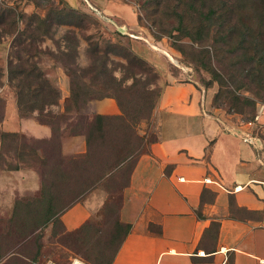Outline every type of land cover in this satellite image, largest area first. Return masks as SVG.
Masks as SVG:
<instances>
[{
  "label": "rangeland",
  "instance_id": "1",
  "mask_svg": "<svg viewBox=\"0 0 264 264\" xmlns=\"http://www.w3.org/2000/svg\"><path fill=\"white\" fill-rule=\"evenodd\" d=\"M53 1L59 8L66 4L84 14L76 18L73 24L63 21L60 24L53 23L50 25L51 36L44 35L37 41V45L43 51L40 58L35 59L37 66L41 69L43 77L57 87L60 93L57 104L47 107L42 112L45 122L37 119L36 112L28 117L19 115L16 102V80L10 79L8 73L9 60L15 61L11 52L15 36L14 34L4 36L0 42V68L2 71L0 78V132L15 134V136L4 139L2 148L0 146V264H71L74 259H78L84 264H95L94 256L102 248V244L110 238L122 235V230H117L114 224L116 220H120L122 184L128 178L131 165L138 152L147 151L151 144L150 140L160 138L159 123L162 113H155L157 106L155 99H157L156 92L161 90L164 83L175 78L195 82L205 91V94L211 96V107L215 109L218 117L232 119L237 123H245V119L257 111L258 105L264 103V85L258 87L250 83L242 89L235 90V84L230 81L229 73H227V67L233 69L229 65L234 62L235 73L239 72L241 67L250 68L252 65L239 61L241 59L239 53L246 52L254 56L255 50L247 51L245 47L239 49L238 35L233 36L228 42L217 43L216 51L209 45L213 37L218 35L216 31L221 27L222 29L233 26L243 27L240 22L237 23L235 20L236 13L241 14L242 22L250 27V31H257L258 25L253 16L255 10L249 8L248 0L244 1L239 12L232 14L230 25L222 24V26L219 23L220 20L211 25L213 27H211L210 37L201 44L193 43L187 37L181 39L176 37L178 35L174 27L177 23L173 18L165 17L164 4L155 6L153 3L147 4V0H109L111 2L109 10L105 11L97 3V0H77L76 3H69L67 0ZM220 2L224 3L225 8L227 6L238 8L241 1L205 0L208 6ZM0 5L11 6L28 16L33 13L44 16L48 9L35 6L31 0H0ZM50 14L54 16V13ZM80 20L81 22L76 24ZM24 25L25 23H21L19 28L26 27ZM167 30L172 32L171 34H174L175 37L168 36L164 32ZM261 31L264 42V26ZM65 35L72 36L73 40L77 41L75 63L78 67L86 70L83 82L92 89H95L96 86L91 84V78L98 80L99 78L92 72L89 73V67L96 62L91 47L95 46L99 49V52L98 50L96 52L98 55L103 54L111 47L118 50L114 53H107V67L118 79L126 76L128 72L127 61L123 57L127 50L144 58L133 49L135 44L161 53L163 58L168 60L171 73L169 77H161L162 72L150 61L148 62L154 66L156 75L150 77L151 72L137 74V77L141 78L143 82H147L150 78L147 86L153 93L151 92L147 98L148 104L150 105V102L153 101L154 105L152 109L147 106L150 110L149 116L134 125L132 127L134 131L119 129L120 121L109 119L105 121L104 131L94 132L91 147L89 144L87 145L86 137L89 135V125L93 116L97 114L91 113L89 102L105 97L89 99L77 109L69 99L70 78L67 74V59L57 58L60 56L61 49L69 50V42L64 39ZM233 46L236 47V50L229 52L230 47ZM179 47L181 51L178 49ZM202 48L209 50L212 66L224 75L228 84L215 102L213 99L218 91V83L212 80L210 72L205 70L199 60L193 56L196 50ZM144 59L146 60V58ZM220 62L222 65L219 64ZM99 65H96V68ZM130 82L131 79H126L123 84L126 85ZM230 91L237 95L238 99L230 95ZM243 97H249L256 102L254 109L251 105H247ZM137 99L133 93L125 99L128 105V113L126 111L125 114L126 121L132 114V110L134 111L136 108ZM117 114H120V110ZM39 125L45 126L48 133H39L34 129ZM258 132L264 137V127H260ZM102 135L105 138H102ZM106 138L111 140V147L103 143ZM18 153L22 154V158L16 156ZM113 156L118 159L128 157V160L124 166L117 168L113 175L106 173L97 182L89 185V181L105 166L104 162L112 161ZM15 164L19 168L8 169V166ZM44 185L49 186L47 193L51 197H55L54 202L57 208L62 207L61 211L57 213L60 221L61 214L71 205L80 203L84 206L87 210V217L81 224L86 221L96 223L92 229H89L87 237L82 234L83 232L74 233L81 224L76 228L67 229L62 221L59 225L53 221V218L29 234H23L28 228L20 227V222L24 220H19L17 216H14L15 204L17 201L21 202L22 207L27 203L34 204V201L40 198ZM93 198L97 203H94ZM20 213L22 212L20 211ZM32 217L31 215L28 218L29 221L32 220ZM85 256L87 257L85 258Z\"/></svg>",
  "mask_w": 264,
  "mask_h": 264
},
{
  "label": "crops",
  "instance_id": "2",
  "mask_svg": "<svg viewBox=\"0 0 264 264\" xmlns=\"http://www.w3.org/2000/svg\"><path fill=\"white\" fill-rule=\"evenodd\" d=\"M97 1L109 10V0ZM135 46L170 76L161 53ZM89 107L119 113L109 97ZM155 113H162L160 138L138 157L123 189L119 217L130 230L111 264H264V110L249 126L220 118L201 87L175 78L162 85ZM86 217L80 203L60 216L67 229Z\"/></svg>",
  "mask_w": 264,
  "mask_h": 264
},
{
  "label": "trees",
  "instance_id": "3",
  "mask_svg": "<svg viewBox=\"0 0 264 264\" xmlns=\"http://www.w3.org/2000/svg\"><path fill=\"white\" fill-rule=\"evenodd\" d=\"M34 5L37 7H47V14L44 16H39L36 14H31L30 16L26 15L22 11H17L11 6L3 7L0 5V42L7 35L15 36L14 42L12 43L11 52L15 57V61L9 60L8 73L10 74V79H15V88H16V102L18 107V112L21 117H28L33 112L38 114L37 119L45 122L43 120L42 112L49 106L55 105L58 102L59 98V89L53 86L45 77L41 69L37 66V61L39 59L42 50L37 41L41 39L44 35L51 36V26L53 23H62L68 22L73 24L76 18L80 17L84 13L80 10L70 7L69 5H63L60 8L56 6L53 0H31ZM147 0V4L153 3V5H163L165 7L164 15L166 18H173L177 25L174 27V30L177 31L176 37L181 39L183 37L189 38L193 43L201 44L206 39L210 37L211 25L217 23V20H220L219 23L226 26L230 25L232 22V14L239 12L242 9V5L245 0L241 1L238 5V8L224 7V3L220 2L216 5H206L205 0ZM249 8L255 10L253 16L257 23V31L252 32L249 30L250 27L245 25L242 22V16L240 13H236V21L240 22L243 27H227L222 29V27L217 30V36L213 37L210 46L213 47V50L216 51L218 47L217 43L228 42L232 39L233 36L238 35L239 38L237 45L240 48H246L247 51L250 49L255 50V55L247 54L246 52L239 53L241 56L240 62L247 63V65H252L250 68L241 67L239 72L234 71L235 62L229 65L232 68L227 67V73H229V78L232 83L235 84V90L242 89L247 86V84L252 83L253 86L262 87L264 85V42L262 35V29L264 26V0H248ZM206 10H204V9ZM49 13V14H48ZM54 13V16L52 14ZM29 23L27 25V22ZM78 21L76 24H78ZM21 23H25L24 28H19ZM222 25V26H223ZM241 26V25H240ZM81 27V26H77ZM168 36L172 38L175 37L174 34H171L170 31H164ZM64 39L69 42V50H60V56H57L58 59L66 58L67 59V74L70 78V94L69 99L75 106L79 108L80 105L84 104L87 100L92 98H102V97H111L115 99L116 104L120 110V114L116 115H106V114H95L92 118V122L89 125V135L86 137L87 145L91 147V141L93 140V134L95 131L102 132L105 128V121L109 119H117L120 121L118 128L130 129L133 130V126L136 125L141 119L149 116V108H153V101L148 104L147 96L153 93L151 89H148L149 79L147 82H143L141 78L137 77V74L144 72H151L150 77L156 75V70L147 60L142 58L140 55L136 54L131 50L123 55L127 61V74L122 78H117L111 72V69L107 67L108 54L114 53L118 50L113 49V47L108 48L107 51H104L103 54L98 55L96 52L99 49L97 47H91V52L95 55V64L89 67V73H93L99 78H91V84L95 85L96 88H88L85 82H83V76L86 74V70L78 67L75 63V56L77 55L76 45L77 41L73 40L72 36L65 35ZM261 42V43H260ZM215 46V47H214ZM229 52H234L236 47H230ZM181 51V48H178ZM208 49L202 48L201 50H196L193 53L195 59H198L200 64L203 65L205 70L209 71L211 74L212 80L218 83V91L214 95L213 102H215L223 92V88L227 87V80L224 75L215 69L210 61V52ZM120 53V52H118ZM117 53V54H118ZM215 55L214 53H212ZM100 62V65H99ZM249 62V63H248ZM65 64V65H66ZM219 64L222 65V62ZM73 67H72V66ZM96 65L99 67L96 68ZM2 76V71L0 68V78ZM126 79H131L129 84L125 83ZM161 90L156 92L155 101L157 102L160 96ZM135 94L138 98L135 103L136 108L132 110V114L129 116V119H125L126 111L128 113V105L125 99L129 97L130 94ZM123 94V95H122ZM229 94V92H228ZM233 95L235 99L237 95H234L233 92L230 95ZM127 95V96H126ZM247 105H251L254 109L255 101L249 99V97H243ZM125 101V102H124ZM151 101V99H150ZM134 105V106H135ZM146 109V110H145ZM256 112L252 114L249 118H246V121L252 120ZM132 125V126H131ZM94 130V131H93ZM15 136L14 133L10 132H0V146L2 148L4 144V139ZM105 138V136H101ZM157 141V138L150 140L149 143ZM111 140L105 139L103 143L106 146H110ZM111 147V146H110ZM0 148V150H1ZM147 151H140L136 155L131 168L128 174V178L122 184V188L129 183L130 173L142 153ZM1 156V155H0ZM18 158H22V154H16ZM116 157V156H115ZM113 156L112 161L104 162L105 166L102 167L100 172L94 176L89 181V185L97 182L104 174L109 173L113 175L117 168H120L125 165L128 160V157L123 159H118ZM19 166L17 164L8 166V169H17ZM54 183V182H53ZM48 185H44L41 189L40 198L34 201V204L27 203L23 205L21 202L17 201L15 204L14 216H17L19 220H24L20 222V227L26 226L27 231H24V235L29 234L38 226L42 225L47 220L53 218L57 224L61 225L60 219L57 217V213L61 211V208H57L55 197H51L48 191ZM30 206H33L32 208ZM60 207V206H59ZM22 208V209H21ZM110 210V208H109ZM20 211L22 213H20ZM104 211V210H103ZM32 217V222L29 221V217ZM34 218V219H33ZM96 223H91L86 221L81 224L78 228L75 229L74 233L83 232L84 236H88L89 229H92ZM115 228L117 230H122V235L117 238H110L102 244V248L98 251L95 257V264H111L117 251L119 250L121 243L123 242L125 236L130 230V225L128 223H123L120 220L114 222ZM87 256H85L86 258Z\"/></svg>",
  "mask_w": 264,
  "mask_h": 264
},
{
  "label": "built area",
  "instance_id": "4",
  "mask_svg": "<svg viewBox=\"0 0 264 264\" xmlns=\"http://www.w3.org/2000/svg\"><path fill=\"white\" fill-rule=\"evenodd\" d=\"M264 110V103L263 104H259L257 107V111L256 114L254 115V118L252 120L246 121L245 123L249 126V125H254L255 122H257L258 118H259V114ZM251 136L249 134H245L244 135V140L245 141H250L251 140ZM208 181V180H207ZM242 186L241 185H236L234 186L233 190H239L241 189ZM75 261L81 262L78 259H74L73 262L71 264H73ZM82 263V262H81ZM84 264V263H82Z\"/></svg>",
  "mask_w": 264,
  "mask_h": 264
},
{
  "label": "bare ground",
  "instance_id": "5",
  "mask_svg": "<svg viewBox=\"0 0 264 264\" xmlns=\"http://www.w3.org/2000/svg\"><path fill=\"white\" fill-rule=\"evenodd\" d=\"M73 264H82L81 262L75 261Z\"/></svg>",
  "mask_w": 264,
  "mask_h": 264
}]
</instances>
